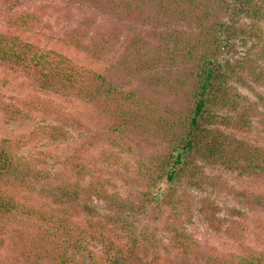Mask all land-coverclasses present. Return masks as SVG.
Segmentation results:
<instances>
[{
	"label": "trees",
	"instance_id": "trees-1",
	"mask_svg": "<svg viewBox=\"0 0 264 264\" xmlns=\"http://www.w3.org/2000/svg\"><path fill=\"white\" fill-rule=\"evenodd\" d=\"M18 1L0 0V124L25 128L0 136V264H175L158 248L197 264H264V236L248 238L264 191L231 192L223 178L264 180V0H65L110 25L84 17L53 48L39 44L51 6ZM248 79L260 89L252 101L237 87ZM23 83L34 94L17 92ZM40 94L88 111L74 117ZM99 121L109 142L148 150L131 192L112 183L116 157L95 137L62 157L49 149ZM257 125L256 145L245 137ZM225 190L240 208L217 203Z\"/></svg>",
	"mask_w": 264,
	"mask_h": 264
},
{
	"label": "rangeland",
	"instance_id": "rangeland-1",
	"mask_svg": "<svg viewBox=\"0 0 264 264\" xmlns=\"http://www.w3.org/2000/svg\"><path fill=\"white\" fill-rule=\"evenodd\" d=\"M45 6H51L47 9L48 14L44 17V23L47 24L46 28L43 30V33L40 34V43L41 45H46L49 47H56L58 43L59 37L62 35V31L70 29L72 26L76 24L78 20H81L84 17H93L98 19L96 25L100 27L109 26L107 18L102 16L99 12H94L86 5H77V4H70V2L65 0H19L17 10H25L31 13L34 12H41L40 8H44ZM7 18L6 15H3L0 12V31H4L7 28ZM246 85L250 86V89H247ZM241 87L240 84L237 85L238 90L241 94L245 95L244 97L252 101L254 100L253 92H259V85L253 83L250 79H248V83ZM253 91V92H252ZM22 94H34V91L29 86L28 83L22 84V89L20 91ZM258 93V94H259ZM41 97L50 96L55 99L57 103L62 104L67 111H72L76 114H80L81 112L85 113L88 111V107L81 103L80 101L74 102L72 100H67L64 102L61 96L58 95H51V94H40ZM257 95V94H256ZM255 95V96H256ZM264 112V110H261ZM102 121L96 122L92 126V131H88L87 129L81 128H73V140L70 141L68 144H62L59 146H51L49 149L54 153L56 156H64L68 153L72 152V149L77 146L78 144L85 143L87 145V141L93 139L96 140V144L98 149H103L108 151L109 153H113L116 157V162L118 164L116 175L112 178V183L115 184L116 187L119 188L121 192H131L135 190V188L130 185H127V182H131L132 178H134L135 172L136 174L140 175L139 173H143L144 165L141 160L146 159L147 149L144 148L141 151L140 146L133 142V140H129V142H133L131 147L129 145L121 144L120 140L115 139V141L109 142L108 138L110 136L104 132ZM25 128H16L15 126H8L2 122L0 124V136L1 137H11L17 134H22ZM245 137L249 142L254 144H262V134L261 131L257 126H254L250 130V134ZM117 140V141H116ZM112 144H114L112 146ZM121 144V145H120ZM41 146V144H39ZM37 148V147H36ZM31 150H35L33 145H30ZM211 173V172H209ZM223 178L227 184V190L231 189V192H239V191H254L260 192L264 191V180L258 178H250L245 176H240L237 173H223ZM128 180V181H127ZM227 190L223 191L220 194H217V203L222 207H238L240 208V203L243 198L239 197L236 193H230ZM242 207V206H241ZM252 220L248 222L249 224V241L254 242L257 239H263L264 236V210L263 211H256V213L252 214ZM255 221V222H254ZM153 228V227H152ZM193 230L196 235L200 238L203 234H205V227L200 222V219L194 218L193 223ZM211 241L221 250L231 249L230 243L223 237H211ZM154 254L159 256L161 260H171V262L175 264H197L192 260H189L185 257L179 255H171L169 252H165L163 249L158 248L153 250ZM153 252H149L148 248L145 249L144 256L150 258V255Z\"/></svg>",
	"mask_w": 264,
	"mask_h": 264
}]
</instances>
